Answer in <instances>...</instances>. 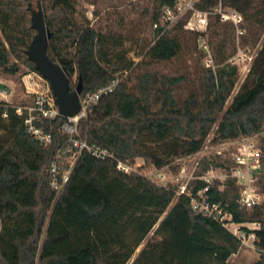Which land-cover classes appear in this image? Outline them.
Returning <instances> with one entry per match:
<instances>
[{
	"label": "trees",
	"instance_id": "1",
	"mask_svg": "<svg viewBox=\"0 0 264 264\" xmlns=\"http://www.w3.org/2000/svg\"><path fill=\"white\" fill-rule=\"evenodd\" d=\"M30 1L0 0V70L4 74H17L19 62L35 71L25 54L34 35ZM39 1L51 34L47 54L65 68L69 89H73V77L74 87L81 85L80 96L118 82L85 119L78 120L72 135L61 128L66 118L34 121L35 127L50 135L48 144L27 132L25 110L18 114L15 106L0 101V264H128L151 232L130 264H228L241 243L221 223L193 211L190 197L176 195L175 187L160 186L138 170L119 171L116 161L133 166L141 157L134 146L141 132L183 139L187 142L183 155H189L200 150L213 126L223 140L264 130V38L226 106L236 83V68L211 71L196 60L193 70L191 65H178L181 53L195 48L189 45L190 35L202 33L185 29L181 20L168 28L160 24L163 8H173L174 0H152L151 7L142 11L152 35L145 39L146 52L136 63L124 47L121 19L115 24L119 30L110 23L96 26L78 10L80 0ZM105 1L108 6L116 2ZM217 1L198 0L195 6L206 10ZM223 6L242 15L248 42L254 45L262 38L264 0H224ZM226 28L222 24L213 29L216 55L223 54ZM112 127L120 133L110 147L103 137ZM70 138L109 148L114 158L81 152L60 191L51 185L50 170L56 163L60 180L68 168L67 155L60 153ZM197 164V176L209 168L228 174L232 161L227 155H212ZM206 187L196 178L187 190L195 195ZM205 195L234 222L259 224L253 241L258 259L251 264H264V205L240 206L238 187L229 177L213 180Z\"/></svg>",
	"mask_w": 264,
	"mask_h": 264
},
{
	"label": "rangeland",
	"instance_id": "2",
	"mask_svg": "<svg viewBox=\"0 0 264 264\" xmlns=\"http://www.w3.org/2000/svg\"><path fill=\"white\" fill-rule=\"evenodd\" d=\"M37 0H31L30 3H35ZM152 0H116L114 6H108L109 4L105 0H80L78 10L84 12L85 17L90 24L104 25L110 23L115 30H119L115 26L119 20L122 22L125 36L124 47L129 50L128 57L135 63L140 61L146 48L144 45L145 39H148L152 35V29L145 23V18L142 17V11L147 7H151ZM198 0H195V3ZM188 15L184 16L181 21L186 22ZM217 20V23H215ZM221 23L216 14L211 15L208 18V25L205 29L192 31L202 33L196 37L190 35L189 45H195V48L184 50L178 60V65H191L192 70L195 69V60L200 66L215 71L221 67H235L236 68V83L233 88L232 94L229 97L226 106L230 104L233 96L238 91L240 85L244 81L247 72L251 66V63L258 52L262 38L256 43L251 44L246 39V30L244 25V35L240 37L238 45H236L235 30L229 24L226 28V38L223 46V54L216 55L213 38V29H219ZM174 25V24H173ZM169 25V27L173 26ZM186 29V28H185ZM188 30V29H187ZM190 31V30H189ZM1 37V36H0ZM137 39V41H135ZM188 50L190 53H188ZM240 50L243 53L244 59L240 61L232 60V57ZM191 55V56H190ZM11 61H15L13 57H10ZM251 59V60H250ZM19 72L14 75L4 74L0 70V101H5L16 108L25 109V107H31L34 100V92L32 90H26L23 83V76L29 72L28 68L21 62L18 63ZM176 69V67H174ZM75 78L73 77L70 84L74 88ZM48 86L47 82L38 81V85H33V89L37 92H43ZM64 131V129L62 128ZM120 130L117 127H112L108 133L103 137L106 143L112 147L117 141ZM223 139L220 138L217 133V127L213 126L198 152L183 155L187 142L183 139H177L172 135H167L164 138H159L152 135L149 132L139 133L134 140V146L140 153L141 157L135 159L133 169L143 173L148 179L154 183L164 187H175L178 191V185L174 183L173 178L181 168H185L186 177L183 182L188 184L196 179L198 162L203 157L212 156L215 151H220L222 147L220 143ZM140 167V168H139ZM218 170H220L218 172ZM214 174L219 176L218 181H224V172L218 169ZM177 195V192H176ZM173 202L167 208L161 219L166 215L169 209L172 207ZM153 232L145 238L141 245L135 250L130 264L142 249L144 244L151 238ZM258 259V253L251 242L241 243L237 253L231 255L228 259V264H251Z\"/></svg>",
	"mask_w": 264,
	"mask_h": 264
},
{
	"label": "built area",
	"instance_id": "3",
	"mask_svg": "<svg viewBox=\"0 0 264 264\" xmlns=\"http://www.w3.org/2000/svg\"><path fill=\"white\" fill-rule=\"evenodd\" d=\"M173 8L165 7L162 10L160 24L169 27L184 16L188 15V19L184 24V28L190 31L205 29L208 25V18L216 14L219 21L223 24L231 25L236 34V45L239 43L240 37L244 35V21L242 15L231 7H224V0H218L213 8L199 10L195 6V0H174ZM157 24L153 26L156 28ZM244 55L240 50L232 57V60L240 61L244 59ZM251 60V59H250ZM38 81H44L37 72L29 71L23 76V83L26 90L34 92V100L31 107H25L26 118L24 120L27 132L36 140L43 144H48L51 140L50 135L44 134L39 128L35 127L34 121L41 119L53 120L58 114L57 107L54 103V97L47 86L43 92H37L33 89V85H38ZM46 82V81H44ZM118 80H114L107 85L99 87L97 90L87 93L84 96L79 95V112L76 116L68 118L67 122L62 124L61 128L64 132L72 135L76 132V124L78 120L85 119L87 114L98 100L112 92ZM20 108L16 112L21 113ZM220 151H215L213 155H227L232 161V166L228 174H224L223 180L227 177L233 179L238 187V202L240 206L250 209L255 206L264 205V192L261 190V177L264 175V130L254 132L250 135H240L235 138H228L221 141ZM87 151L92 156L99 159H112L114 153L109 148L96 147L89 145L86 139H69V145L66 146L60 155H67L65 162L68 168L60 175V180L57 179L58 165H51V185L57 190H62L63 185L68 179L70 170L74 162L81 152ZM116 168L124 173L133 171V166H130L120 160L116 161ZM218 169L209 168L201 176L196 178L204 181L207 187L196 192L195 195L187 190L186 182L183 179L186 177L185 168L179 169L175 177L174 183L178 185L177 195L186 194L190 197V206L193 211L207 218L218 221L222 226L236 237L240 243H248L255 240V230L259 229L257 223L240 224L232 220L231 215L227 214L219 203L212 202L205 192L213 180L219 178L214 173ZM220 170H218L219 172ZM222 182V181H221Z\"/></svg>",
	"mask_w": 264,
	"mask_h": 264
},
{
	"label": "water",
	"instance_id": "4",
	"mask_svg": "<svg viewBox=\"0 0 264 264\" xmlns=\"http://www.w3.org/2000/svg\"><path fill=\"white\" fill-rule=\"evenodd\" d=\"M28 10L30 28L34 31V35L25 54L35 71L47 82L59 116L66 119L72 118L79 112L81 85L78 83L73 89H69V78L65 68L47 54L51 34L45 23L41 2L38 0L35 3H29Z\"/></svg>",
	"mask_w": 264,
	"mask_h": 264
}]
</instances>
